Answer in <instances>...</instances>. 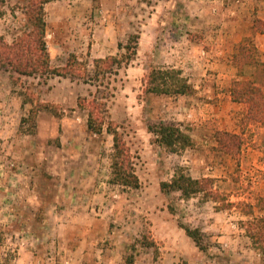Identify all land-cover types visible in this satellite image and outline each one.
Listing matches in <instances>:
<instances>
[{
  "label": "rangeland",
  "instance_id": "1",
  "mask_svg": "<svg viewBox=\"0 0 264 264\" xmlns=\"http://www.w3.org/2000/svg\"><path fill=\"white\" fill-rule=\"evenodd\" d=\"M28 1L0 2V37L8 44L31 29ZM45 12L51 66H65L74 54L77 71L88 80L20 75L0 62V264H127L131 254L134 264L231 263L225 254L231 243L220 236L234 227L215 230L210 221L231 217L246 231L244 223L256 217L255 210L245 213L244 203L251 202L232 195L260 187L254 179L259 174L247 172L241 157L255 138L253 128L264 124L246 125L245 105L232 99L241 126L235 133L245 139L234 156L219 147L216 134L224 129L214 118L190 113L217 102V86L224 92L228 81L231 90L241 43H255L264 61V32L256 25L264 22V0H47ZM132 35H138L135 59L115 73H97L94 60L120 56L125 49L119 43L126 45ZM173 65L196 92H148L151 68ZM246 69L249 77L252 67ZM33 108L40 110L29 133L22 119ZM91 110L105 117L102 133L88 126ZM161 121L181 125L194 145L173 153L156 143L148 127ZM109 123L124 135L139 188L111 181ZM203 125L211 134L200 136ZM195 139L205 144L202 161L195 157ZM177 165L195 178L212 177L217 169L215 186L234 206L216 216L219 203L203 194L184 199L180 191H163L161 183L171 180ZM254 198L264 205L263 197ZM182 225L202 230L201 246Z\"/></svg>",
  "mask_w": 264,
  "mask_h": 264
},
{
  "label": "trees",
  "instance_id": "2",
  "mask_svg": "<svg viewBox=\"0 0 264 264\" xmlns=\"http://www.w3.org/2000/svg\"><path fill=\"white\" fill-rule=\"evenodd\" d=\"M46 1H28L25 10L31 25L30 31L21 35L13 44L6 43L4 38L0 37V62L5 67H11L20 75L73 76L84 78L87 81L88 79L77 71V60L74 54L70 55L65 66H51L47 43ZM0 2L4 3L5 0H0ZM0 14H2L1 9ZM256 25L261 32H264V22L257 20ZM137 43L138 35H132L126 45L119 43V48L125 49V52L120 56L96 58L94 63L97 73H115L123 65L130 64L137 54ZM233 64L237 67L239 78H236L232 83V99L245 105L244 122L246 125L264 124V61L259 58L255 43L251 41L241 43L238 52L233 56ZM247 67H252L249 77L246 74ZM146 82L147 91L156 94L192 95L196 92L189 79L183 75V71L177 68L153 67L147 75ZM83 102L79 104L81 105ZM87 102L92 105L96 103V100ZM39 110L38 108L31 109L28 116L22 119L23 125L29 123L30 128L27 130L29 133H34ZM104 125L105 117L91 110L88 119L90 130L102 133ZM148 129L154 134L155 142L170 152L179 153L194 145L188 131L174 122L161 121L150 124ZM107 132L113 135L112 183L126 188H139L140 179L123 133L113 123L108 124ZM216 138L222 150L234 156L240 155L245 141L241 133L219 129ZM161 187L165 192L180 191L184 199L203 194L206 200L211 199L219 203L216 206L218 211L234 206V202L230 201L226 194L218 191L214 178H195L187 173L182 165L176 166L171 180L163 181ZM244 204L247 207L245 213L254 215L253 206L250 203ZM244 224L246 233L252 239L255 247L264 250V216H254ZM182 226L197 245L201 246L202 230L187 225ZM126 262L134 264V255L127 256Z\"/></svg>",
  "mask_w": 264,
  "mask_h": 264
},
{
  "label": "crops",
  "instance_id": "3",
  "mask_svg": "<svg viewBox=\"0 0 264 264\" xmlns=\"http://www.w3.org/2000/svg\"><path fill=\"white\" fill-rule=\"evenodd\" d=\"M234 52V51H232ZM236 52V51H235ZM228 65V68L230 69L229 72H236L235 68L233 67L231 61ZM177 68V65H173L172 68ZM183 68V67H181ZM193 74V73H192ZM193 76H195L193 74ZM220 76H225V80L227 77V74H221ZM219 76V77H220ZM232 75L229 79V83L232 80ZM190 80H193V77H190ZM225 91H219L221 86H217L214 89L215 99L217 102L208 104V107H205L204 109H199V107H194L191 109L190 116H193L195 118L198 117L199 113H201L205 118H214V120L218 123L221 129L228 130V131H234L239 132L241 130V126L238 124V113L236 111L238 103L232 101L231 98V90H230V84L228 85V81L225 84ZM181 98V97H180ZM193 99V98H191ZM240 108V107H239ZM199 109V110H198ZM200 136L204 134H211V129L207 128L205 125L200 127ZM211 131V132H210ZM253 131L256 132L255 138L252 139L251 142L247 143L243 147V154L241 157V163L242 165H246L247 172H250V174L258 173L259 177L256 176L254 179L258 180L260 179V187L253 186L252 188L255 191H251L250 193H238V195H232V200H246L247 202H251L253 204L255 215H263L264 216V205L263 206H257L255 202V198L258 195L264 198V126H258L254 127ZM209 132V133H208ZM196 140V139H195ZM196 145L194 148L195 157L197 161H202V158L205 156L203 153V147L205 148V144L203 142V139L199 141L197 139ZM213 144L216 145L214 142ZM199 147V148H198ZM199 156V157H198ZM208 175L219 178V175L217 173V169L214 171L212 170ZM237 191V190H235ZM248 194V196H247ZM209 203V201H205L202 204ZM215 204V203H214ZM223 210L217 211L215 209L214 215L218 216L222 213ZM230 211V210H226ZM232 212L236 213L235 210ZM241 219L245 218L246 216L239 214ZM231 215V214H230ZM223 217V216H222ZM224 223H218L217 221H210L211 228H214L215 230L222 228L224 230L227 227H234L231 231V234L228 233H222L220 236V240L222 241H228L231 243L228 247L229 249L226 250L225 254L227 257L231 258V263L227 264H264V255L261 253L259 249H256L253 246L251 238L247 235L244 228H241L239 222H235L231 220L230 218H224ZM243 222V221H242ZM228 231V230H226ZM230 261V259H229Z\"/></svg>",
  "mask_w": 264,
  "mask_h": 264
}]
</instances>
